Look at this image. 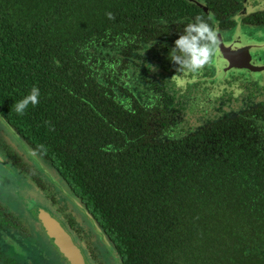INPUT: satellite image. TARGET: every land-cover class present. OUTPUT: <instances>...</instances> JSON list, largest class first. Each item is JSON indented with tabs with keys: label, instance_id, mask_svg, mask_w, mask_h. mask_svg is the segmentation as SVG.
Returning <instances> with one entry per match:
<instances>
[{
	"label": "trees",
	"instance_id": "obj_1",
	"mask_svg": "<svg viewBox=\"0 0 264 264\" xmlns=\"http://www.w3.org/2000/svg\"><path fill=\"white\" fill-rule=\"evenodd\" d=\"M187 4L0 0V118L120 264H264V104L178 133L172 97L128 81L130 51Z\"/></svg>",
	"mask_w": 264,
	"mask_h": 264
},
{
	"label": "flooded vegetation",
	"instance_id": "obj_2",
	"mask_svg": "<svg viewBox=\"0 0 264 264\" xmlns=\"http://www.w3.org/2000/svg\"><path fill=\"white\" fill-rule=\"evenodd\" d=\"M186 1L188 9L193 10L192 16L177 11L175 18L161 20L158 25L170 37L149 38L129 55L130 86L147 91L140 82L151 81L155 88L172 97L171 112L179 132L264 104V84H250L240 75L227 83H218L208 64L189 74L178 72L179 66L168 58L185 25L194 22L197 16L217 29L216 46L220 47L229 40L227 32L236 18L239 17L242 26H260L264 25V11L248 12L242 4L247 0ZM260 71L264 70L253 72ZM26 146L0 118V162L5 165L2 167L5 174L0 173V189L5 192L0 194V264H73L48 231L51 223H57L67 234L79 250L83 264H120L113 241L86 204L70 197L71 188L63 179L57 185L49 173L52 171L42 170ZM44 219L48 220V226ZM16 242L17 251L8 252L6 245Z\"/></svg>",
	"mask_w": 264,
	"mask_h": 264
},
{
	"label": "rangeland",
	"instance_id": "obj_3",
	"mask_svg": "<svg viewBox=\"0 0 264 264\" xmlns=\"http://www.w3.org/2000/svg\"><path fill=\"white\" fill-rule=\"evenodd\" d=\"M250 1L251 0H247L245 3H242L243 8H246L248 12L264 11V0ZM241 12H243V10ZM227 34L229 40L224 42V46L215 47L214 55L208 63V66L214 71L215 76L218 77V83H227L232 77L240 75L249 80L250 84L263 85L264 71H253L264 70V25L242 26L238 17L235 19V25L227 32ZM239 50L241 52H238ZM246 68H249L252 71L250 72ZM140 84L143 85L150 94L162 93L161 90L155 88L154 82L141 80ZM184 100L187 102L186 99ZM192 121L194 122V120ZM3 166L5 165L0 162V173L5 174L2 169ZM45 171L49 172L48 170ZM2 192L5 193L3 189H0V194H2ZM7 198L11 200L10 196ZM18 247L19 244H17V242L13 243V245L8 244L6 245V250L8 252H15Z\"/></svg>",
	"mask_w": 264,
	"mask_h": 264
},
{
	"label": "clouds",
	"instance_id": "obj_4",
	"mask_svg": "<svg viewBox=\"0 0 264 264\" xmlns=\"http://www.w3.org/2000/svg\"><path fill=\"white\" fill-rule=\"evenodd\" d=\"M109 19H114L112 13H107ZM218 43L217 29L197 16L194 22L188 23L182 33L174 41V46L168 52V58L178 65V72L195 73L203 69L214 55ZM40 102V89L33 86L30 92L14 104L18 115H24L28 106H36ZM50 131L54 128L49 121H45Z\"/></svg>",
	"mask_w": 264,
	"mask_h": 264
},
{
	"label": "water",
	"instance_id": "obj_5",
	"mask_svg": "<svg viewBox=\"0 0 264 264\" xmlns=\"http://www.w3.org/2000/svg\"><path fill=\"white\" fill-rule=\"evenodd\" d=\"M243 68V67H241ZM48 220L45 219L46 226ZM48 231L52 235L54 241L59 245L60 249L70 258L73 264H83L81 254L76 246L71 242L67 234L57 225L50 224Z\"/></svg>",
	"mask_w": 264,
	"mask_h": 264
}]
</instances>
